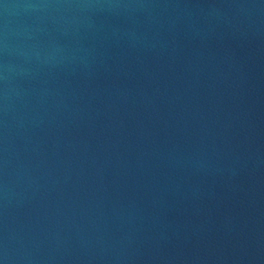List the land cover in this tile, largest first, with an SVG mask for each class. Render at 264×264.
Segmentation results:
<instances>
[{
	"label": "water",
	"instance_id": "95a60500",
	"mask_svg": "<svg viewBox=\"0 0 264 264\" xmlns=\"http://www.w3.org/2000/svg\"><path fill=\"white\" fill-rule=\"evenodd\" d=\"M0 264H264V0H0Z\"/></svg>",
	"mask_w": 264,
	"mask_h": 264
}]
</instances>
